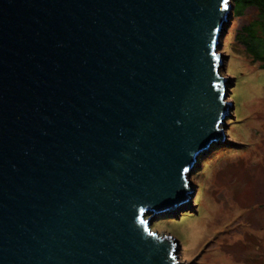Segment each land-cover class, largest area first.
<instances>
[{"label": "water", "instance_id": "water-1", "mask_svg": "<svg viewBox=\"0 0 264 264\" xmlns=\"http://www.w3.org/2000/svg\"><path fill=\"white\" fill-rule=\"evenodd\" d=\"M229 1L0 0V264H177Z\"/></svg>", "mask_w": 264, "mask_h": 264}, {"label": "rangeland", "instance_id": "rangeland-1", "mask_svg": "<svg viewBox=\"0 0 264 264\" xmlns=\"http://www.w3.org/2000/svg\"><path fill=\"white\" fill-rule=\"evenodd\" d=\"M256 14L233 8L220 38L233 104L222 125L225 140L199 156L189 176L194 195L181 213L151 225L177 238V264H264V65L240 40Z\"/></svg>", "mask_w": 264, "mask_h": 264}, {"label": "trees", "instance_id": "trees-1", "mask_svg": "<svg viewBox=\"0 0 264 264\" xmlns=\"http://www.w3.org/2000/svg\"><path fill=\"white\" fill-rule=\"evenodd\" d=\"M234 14L243 15L247 9L257 11L256 18L245 28L240 37L247 54L264 65V0H234Z\"/></svg>", "mask_w": 264, "mask_h": 264}, {"label": "snow or ice", "instance_id": "snow-or-ice-1", "mask_svg": "<svg viewBox=\"0 0 264 264\" xmlns=\"http://www.w3.org/2000/svg\"><path fill=\"white\" fill-rule=\"evenodd\" d=\"M225 6H227V0H225Z\"/></svg>", "mask_w": 264, "mask_h": 264}]
</instances>
